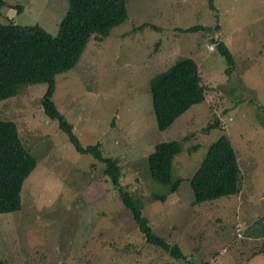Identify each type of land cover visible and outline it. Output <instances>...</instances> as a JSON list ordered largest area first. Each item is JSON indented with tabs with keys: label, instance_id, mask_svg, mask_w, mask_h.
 Returning <instances> with one entry per match:
<instances>
[{
	"label": "rangeland",
	"instance_id": "rangeland-1",
	"mask_svg": "<svg viewBox=\"0 0 264 264\" xmlns=\"http://www.w3.org/2000/svg\"><path fill=\"white\" fill-rule=\"evenodd\" d=\"M126 1L127 19L101 40L92 37L77 65L55 77L53 101L81 144L99 143L104 156L119 160L120 183L142 200L155 232L188 259L146 243L104 164L77 152L44 115L47 86L40 84L20 86L0 103V120L17 125L37 162L21 210L0 214V264H264V0H214L216 10L209 0ZM67 9L68 0H5L0 23L39 25L56 36ZM214 39L232 53L230 78ZM185 57L199 64L206 101L159 131L149 80ZM218 120L220 129L205 132ZM224 132L241 189L195 203L190 178ZM171 140L183 151L170 173L183 180L164 202L154 201L163 187L151 180L147 158Z\"/></svg>",
	"mask_w": 264,
	"mask_h": 264
},
{
	"label": "trees",
	"instance_id": "trees-1",
	"mask_svg": "<svg viewBox=\"0 0 264 264\" xmlns=\"http://www.w3.org/2000/svg\"><path fill=\"white\" fill-rule=\"evenodd\" d=\"M126 2L68 0V9L59 23L56 36L39 25L0 23V103L15 97L20 86L45 84L47 89L40 98L44 115L58 123L59 129L68 135L77 152L91 154L104 164L103 175L112 185V192L115 191L123 206L130 210L146 243L174 259L187 260V254L178 243L169 244L155 232L149 219L142 214L145 206L142 200L120 183L119 160L104 156L99 143L87 146L81 144L72 125L53 101L55 77L77 65L92 37L101 40L109 35L113 27L127 19ZM4 3L5 0H0L1 6ZM209 4L212 9H217L214 0H209ZM146 26L157 28L150 23L139 25L140 28ZM198 27L180 28V31H194ZM214 43L227 61V77L230 78L235 68L232 53L225 41L214 39ZM149 90L159 131L166 130L193 106L206 101V88L202 84L199 64L191 57L175 60L167 69L151 78ZM228 121L231 122L229 119ZM220 128L218 120L215 124H210L205 132ZM198 147L196 145L193 149ZM182 151V142L171 140L156 144L148 155L150 178L163 187L161 193H152L154 201L164 202L168 194L178 190L183 179L173 178L170 171L172 161ZM36 163V158L22 142L17 125L0 120V214L21 210L23 185ZM190 182L195 203L235 195L240 191V165L226 132L209 147Z\"/></svg>",
	"mask_w": 264,
	"mask_h": 264
},
{
	"label": "built area",
	"instance_id": "built-area-1",
	"mask_svg": "<svg viewBox=\"0 0 264 264\" xmlns=\"http://www.w3.org/2000/svg\"><path fill=\"white\" fill-rule=\"evenodd\" d=\"M211 48H212V49H214V46H213V45H211Z\"/></svg>",
	"mask_w": 264,
	"mask_h": 264
}]
</instances>
